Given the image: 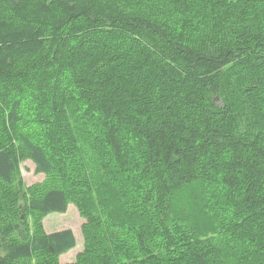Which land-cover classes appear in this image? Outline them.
<instances>
[{
    "label": "trees",
    "instance_id": "16d2710c",
    "mask_svg": "<svg viewBox=\"0 0 264 264\" xmlns=\"http://www.w3.org/2000/svg\"><path fill=\"white\" fill-rule=\"evenodd\" d=\"M144 3L0 0V115L13 128L31 108L65 167L79 162L87 122L78 119V136L68 104L94 114L114 161L146 179L124 264H264V0ZM193 16L204 21L199 39ZM17 138L23 155L0 147V183L11 191L0 195V264L57 260L75 248L73 231L31 234L22 202L38 219L66 213L72 163L62 172L40 145ZM22 157L63 186L24 200ZM191 185L212 186L230 207L242 250L225 253L178 226L186 208L175 196ZM102 204L112 208L107 196ZM96 217H87L92 237ZM92 247L117 262L110 247Z\"/></svg>",
    "mask_w": 264,
    "mask_h": 264
},
{
    "label": "rangeland",
    "instance_id": "374dc122",
    "mask_svg": "<svg viewBox=\"0 0 264 264\" xmlns=\"http://www.w3.org/2000/svg\"><path fill=\"white\" fill-rule=\"evenodd\" d=\"M125 1L128 2L130 9L136 8L139 3L143 2H145L144 7H148L146 4L152 0ZM163 3L164 0H153L151 4L160 7ZM259 18L261 20L262 16ZM192 19L191 25L194 28L191 27L190 36L199 39L204 28V21L194 16ZM68 105H70L69 111H71L70 124L76 134L78 119L86 118L87 121L84 130H82L86 137L83 136L81 140L77 138L78 147H80L79 162L70 163L71 173L68 174L69 184L67 187L71 189L73 196L70 197L68 210L64 214L55 213L38 219V216L28 210L27 204L23 201L22 218L26 217L27 227L31 234H50L66 229L72 230L76 238V246L57 260L38 257L32 262L21 264H124L129 260V252L132 250L134 234L138 226L136 223L138 216H135L138 215L139 196L144 191L142 185L146 179L143 174L136 173L138 167L133 166L132 162L122 168L114 161L99 130L95 128L94 114L84 113L88 109L86 105L79 107L76 100ZM21 114L22 122L13 128H9L6 120L0 115V147L15 148L20 155H23L20 151V141L17 138L19 135H23L48 152L50 159L58 160V168L65 165L66 157L61 156L60 158L59 151L53 149V140L48 142L45 134L47 129L44 128V130L38 124L34 114L31 113V108L24 106ZM21 160L20 180L24 200L25 197L26 200L38 197L52 187L63 186L60 174L54 173L48 176L37 173L36 165L32 160L25 157H22ZM70 164L61 167L62 172H67V167ZM81 186H84L83 189L80 188ZM206 187V185H191L176 193V201L186 208L184 218H180L181 214L176 220L178 226L194 231L199 237L211 238L225 253L239 252L242 250V245L237 244L236 241L234 244V221L230 207L217 195L212 186L209 187L208 193ZM75 190L80 192L81 196ZM7 193H11V191L0 183V195ZM105 196L112 201L110 209L102 204ZM89 212L96 213V218L99 221V227L97 232H94V237L90 233L92 224L87 218ZM93 242H97L102 248L110 247V250L105 252L110 256L117 253V262L114 259L101 261V253L93 249ZM234 245H236L235 249L230 248Z\"/></svg>",
    "mask_w": 264,
    "mask_h": 264
}]
</instances>
